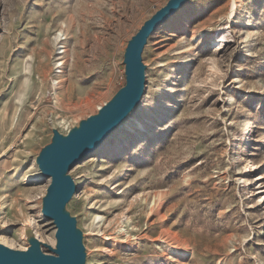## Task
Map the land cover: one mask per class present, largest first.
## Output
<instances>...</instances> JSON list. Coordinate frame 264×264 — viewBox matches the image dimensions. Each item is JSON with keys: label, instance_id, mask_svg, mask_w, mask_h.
<instances>
[{"label": "rangeland", "instance_id": "374dc122", "mask_svg": "<svg viewBox=\"0 0 264 264\" xmlns=\"http://www.w3.org/2000/svg\"><path fill=\"white\" fill-rule=\"evenodd\" d=\"M168 1L0 0L9 247L29 228L55 245L36 158L124 85L128 41ZM142 57L140 103L69 172L86 264H264V0H189Z\"/></svg>", "mask_w": 264, "mask_h": 264}, {"label": "water", "instance_id": "95a60500", "mask_svg": "<svg viewBox=\"0 0 264 264\" xmlns=\"http://www.w3.org/2000/svg\"><path fill=\"white\" fill-rule=\"evenodd\" d=\"M188 1L169 0L128 41L124 53L125 83L109 101L67 133L52 129L51 141L41 149L36 164L42 176L50 180L41 212L46 220H53L55 245L44 243L29 228V245L25 249H14L0 242V264H86L85 232L68 207L77 190L69 172L100 147L138 106L146 86L142 54L149 37Z\"/></svg>", "mask_w": 264, "mask_h": 264}, {"label": "bare ground", "instance_id": "6f19581e", "mask_svg": "<svg viewBox=\"0 0 264 264\" xmlns=\"http://www.w3.org/2000/svg\"><path fill=\"white\" fill-rule=\"evenodd\" d=\"M235 15H236V14H235ZM220 41H221V40H220ZM62 78H63V75L61 74L60 79L55 80V83L60 82V81L62 80ZM250 130H251V129H250ZM40 173H41V172H40ZM36 176L41 177L42 174H41V175L38 174V175H36ZM34 178H35V175L28 174V175H26V176L24 177V179H25L24 181H25V183H29V182L33 181ZM75 185H76V184H75ZM42 214H43V213H42ZM52 222H53V220H52ZM29 226L31 227V224H30V223H29ZM32 230H33V229H32ZM33 231H34V230H33ZM34 232H36V236L39 237V235H38V231L35 230ZM0 241H1V243L3 242L4 244H8V245H10V244L8 243L7 238H5V236H1V235H0Z\"/></svg>", "mask_w": 264, "mask_h": 264}]
</instances>
